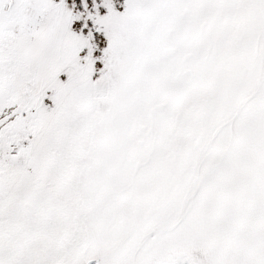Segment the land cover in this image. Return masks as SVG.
<instances>
[{
  "label": "snow or ice",
  "instance_id": "6c2138e0",
  "mask_svg": "<svg viewBox=\"0 0 264 264\" xmlns=\"http://www.w3.org/2000/svg\"><path fill=\"white\" fill-rule=\"evenodd\" d=\"M0 264H264V0H0Z\"/></svg>",
  "mask_w": 264,
  "mask_h": 264
}]
</instances>
